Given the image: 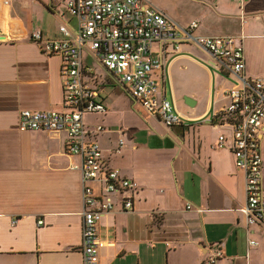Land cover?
<instances>
[{
	"label": "crops",
	"instance_id": "0c3cea01",
	"mask_svg": "<svg viewBox=\"0 0 264 264\" xmlns=\"http://www.w3.org/2000/svg\"><path fill=\"white\" fill-rule=\"evenodd\" d=\"M148 1L182 26L197 20L196 35L237 36L243 73L264 78V0ZM63 23L77 26L67 0H12L0 13V264L84 262V181L81 170L71 168L81 157L67 152L65 131L19 129L23 109H66L62 57L30 38L36 29L59 37ZM153 54L165 61L155 77L160 96L182 115L179 124L142 116L125 86L97 71L93 85L107 110L84 115L86 126L106 127L92 138L108 165L139 184L133 210H122L121 196L114 195L116 209L100 220L107 243L98 264H208L217 247L224 252L217 264H264V224L249 225L239 210L247 198L246 174L230 148L232 128L219 115L237 78L193 42L157 43ZM118 84L142 124L112 128L87 121V115L109 113L107 86ZM221 133L228 136L225 148L217 147ZM260 148L264 186V132ZM88 183L101 192V181Z\"/></svg>",
	"mask_w": 264,
	"mask_h": 264
},
{
	"label": "built area",
	"instance_id": "2783aa9c",
	"mask_svg": "<svg viewBox=\"0 0 264 264\" xmlns=\"http://www.w3.org/2000/svg\"><path fill=\"white\" fill-rule=\"evenodd\" d=\"M12 0H0V13ZM77 26L60 25L59 37L50 38L36 29L31 40L43 52L62 57V83L66 109H23L19 129L65 131L66 149L81 161L72 163L79 169L84 181V207L82 210L83 264H98L100 251L106 241L99 234L103 216L117 207L114 195H120L121 209L135 207L139 184L124 176L119 168L111 167L103 157L101 145L92 138L106 127L94 128L85 124L88 112H104L107 106L95 83L94 64H101L109 74L125 86L134 99L135 109L141 114L157 116L167 127L181 122V114L173 103L159 93L155 72L163 69L164 60L153 54V45H178L193 42L207 51L216 64L237 78L229 90L230 101L221 111L220 119L232 128L230 146L235 164L246 174V202L239 208L249 225L264 224L263 155L260 135L264 132V78L247 77L242 41L235 35H196L199 22L193 20L182 26L148 0H67ZM85 52L89 58L86 59ZM91 75V77H89ZM228 136L221 133L218 148L227 147ZM124 140L120 139V145ZM90 180L102 182L97 194ZM190 207V205H189ZM44 221L39 220V224ZM252 245L257 240H251ZM224 252L217 247L208 257V264H217Z\"/></svg>",
	"mask_w": 264,
	"mask_h": 264
},
{
	"label": "rangeland",
	"instance_id": "374dc122",
	"mask_svg": "<svg viewBox=\"0 0 264 264\" xmlns=\"http://www.w3.org/2000/svg\"><path fill=\"white\" fill-rule=\"evenodd\" d=\"M32 1V0H29ZM7 8L4 9V13ZM86 59L89 60L88 56ZM95 69L98 73L103 74L102 76H107L105 80H110L109 72L101 64L95 63ZM96 85V84H94ZM100 88H103L100 81L98 84ZM108 87V98L107 104L109 105V113L106 115H87V121L102 123L112 128H118L123 125H128L129 127H138L142 124L140 117L137 115L135 109L131 106V98L123 91L120 85L107 86ZM107 92V91H106Z\"/></svg>",
	"mask_w": 264,
	"mask_h": 264
},
{
	"label": "water",
	"instance_id": "95a60500",
	"mask_svg": "<svg viewBox=\"0 0 264 264\" xmlns=\"http://www.w3.org/2000/svg\"><path fill=\"white\" fill-rule=\"evenodd\" d=\"M0 37H3V36H0ZM186 99V102L188 103V104H193V102H192V99L191 98H189V97H186L185 98Z\"/></svg>",
	"mask_w": 264,
	"mask_h": 264
}]
</instances>
